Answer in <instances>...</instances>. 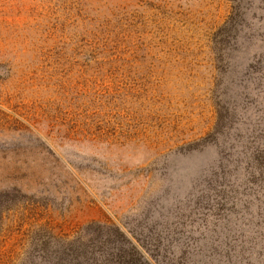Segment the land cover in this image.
Masks as SVG:
<instances>
[{"label":"rangeland","instance_id":"obj_1","mask_svg":"<svg viewBox=\"0 0 264 264\" xmlns=\"http://www.w3.org/2000/svg\"><path fill=\"white\" fill-rule=\"evenodd\" d=\"M164 224L264 264V0H0V264Z\"/></svg>","mask_w":264,"mask_h":264},{"label":"trees","instance_id":"obj_2","mask_svg":"<svg viewBox=\"0 0 264 264\" xmlns=\"http://www.w3.org/2000/svg\"><path fill=\"white\" fill-rule=\"evenodd\" d=\"M100 34L106 36L103 30ZM104 37L99 36L100 42L92 48L99 55L105 54L113 46L112 39ZM218 118L223 122L222 114ZM201 195L197 192L193 196L197 197L195 205L202 202ZM174 230L164 224L144 228L138 237H133L118 226L98 225L97 229L88 230L85 235L69 237L67 241L55 244L52 249L49 243L43 247L50 256L48 264H233L235 258L230 250H226L227 246L222 252L223 262L205 256L200 259L197 253H190L186 245L174 246ZM243 252L239 250L240 254Z\"/></svg>","mask_w":264,"mask_h":264}]
</instances>
